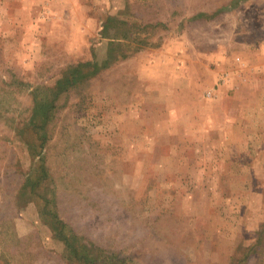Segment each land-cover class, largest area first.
Here are the masks:
<instances>
[{
  "label": "rangeland",
  "instance_id": "1",
  "mask_svg": "<svg viewBox=\"0 0 264 264\" xmlns=\"http://www.w3.org/2000/svg\"><path fill=\"white\" fill-rule=\"evenodd\" d=\"M0 264H264V0H0Z\"/></svg>",
  "mask_w": 264,
  "mask_h": 264
},
{
  "label": "trees",
  "instance_id": "2",
  "mask_svg": "<svg viewBox=\"0 0 264 264\" xmlns=\"http://www.w3.org/2000/svg\"><path fill=\"white\" fill-rule=\"evenodd\" d=\"M35 115V114H34ZM34 115H33V119H32V121L31 122H34L35 120H34ZM37 116L40 118V120L39 121H36L35 122V124L37 125L36 126V128L37 129H40V128H43V136L41 135L40 137H39V135L37 134V135H35L34 137H36V139H37V142H36V146H38V147H40V151H41V149H43L44 147H41V146H44V144H45V141L47 140V137L49 136V134H48V132L46 131V129H45V114H43V113H41V112H39L38 114H37ZM38 132V131H37ZM42 138V139H41Z\"/></svg>",
  "mask_w": 264,
  "mask_h": 264
}]
</instances>
